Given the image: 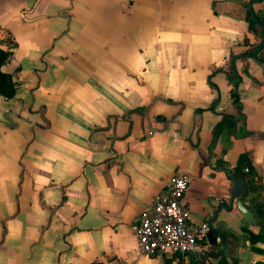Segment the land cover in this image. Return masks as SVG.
Segmentation results:
<instances>
[{"label":"crops","instance_id":"obj_1","mask_svg":"<svg viewBox=\"0 0 264 264\" xmlns=\"http://www.w3.org/2000/svg\"><path fill=\"white\" fill-rule=\"evenodd\" d=\"M0 50V264H172L131 225L177 170L215 243L175 264L264 263V0H0ZM232 64L243 118L214 137Z\"/></svg>","mask_w":264,"mask_h":264},{"label":"built area","instance_id":"obj_2","mask_svg":"<svg viewBox=\"0 0 264 264\" xmlns=\"http://www.w3.org/2000/svg\"><path fill=\"white\" fill-rule=\"evenodd\" d=\"M243 172H248L247 168ZM190 177L175 171L165 190L156 195L150 208L140 212L131 225L137 251L147 257L164 256L177 262L178 256L204 250L210 226L207 222L193 223L183 197Z\"/></svg>","mask_w":264,"mask_h":264},{"label":"trees","instance_id":"obj_3","mask_svg":"<svg viewBox=\"0 0 264 264\" xmlns=\"http://www.w3.org/2000/svg\"><path fill=\"white\" fill-rule=\"evenodd\" d=\"M247 19L250 21L249 15H248ZM11 45L15 46L14 42L11 43ZM10 55H11V52H4V51L0 50V67L6 62V60L9 58ZM225 75H226L228 81L230 82V84H232V89L230 91V102H231V105L233 106V108L236 110L237 116H233V115L227 114V113H222L220 121L218 122V124L213 129V136L214 137H217L219 132L223 128H234L236 123L239 121V119L243 118L242 113H241L240 98H239V94L237 92V86H238V83L240 82V78H239V75H238L233 64L230 67L229 71L225 72ZM212 87L215 88L213 85H212ZM13 93H14V86L10 81L9 75L6 73H3L0 70V95L5 97V98H10V97H12ZM242 135L243 136L247 135V132H243ZM244 168L248 169V172L246 174L243 173ZM233 171H234L235 176L242 181H243L244 177L252 176V172H251L252 170H251L250 159H249L248 154L242 153L239 155ZM258 208H259V211L257 212L256 217L257 218L261 217L263 219V217H264V205H262L260 203V205H258ZM250 236L254 237L255 239H258V235L252 236V234H250ZM221 237L224 240H226L227 243H229L231 245L233 244V241L237 242V240H238L237 235L235 233L230 232V231H224L221 234ZM232 260H234V259H232ZM93 264H102V263L98 262V263H93ZM165 264H169V263L165 262ZM218 264H228V263L225 260V258H221V260L219 261ZM256 264H264V263L259 262Z\"/></svg>","mask_w":264,"mask_h":264},{"label":"water","instance_id":"obj_4","mask_svg":"<svg viewBox=\"0 0 264 264\" xmlns=\"http://www.w3.org/2000/svg\"><path fill=\"white\" fill-rule=\"evenodd\" d=\"M258 49H259V47L254 51V53L252 55L253 58L255 57ZM223 171L225 172V174H227V176L231 180L230 198H229L230 205L235 201L236 207L242 213H244L247 216H249L250 218H252L251 212L245 207V205L242 201V197L246 194L245 186L241 183L239 178H237L229 170L224 168ZM206 238L209 241V243H211V244L215 243V239L212 237L210 232H208Z\"/></svg>","mask_w":264,"mask_h":264}]
</instances>
